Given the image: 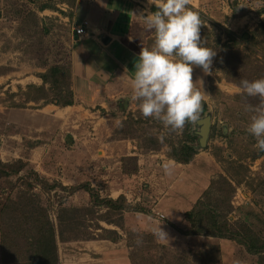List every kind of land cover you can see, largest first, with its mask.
Instances as JSON below:
<instances>
[{
  "label": "rangeland",
  "instance_id": "374dc122",
  "mask_svg": "<svg viewBox=\"0 0 264 264\" xmlns=\"http://www.w3.org/2000/svg\"><path fill=\"white\" fill-rule=\"evenodd\" d=\"M188 7L199 14L201 40L216 55L212 57L210 74H205L200 67H193V82L201 95H206L202 101L207 107L204 112L200 110L197 119L210 114L212 126L207 148L199 150L198 136L193 133L197 119L190 121V134L195 138L191 145L201 152L198 153L200 156H194L196 161L189 171L187 186L191 190L198 187V193H201L204 185L207 191L212 181L222 182V177L227 179L233 188L232 196L228 198L230 189L225 185L219 187L220 190L216 188L212 191L209 198L212 202L225 201L224 204H229L230 200V210L227 205L222 207L226 219L231 224H247L264 241V152L257 149L255 139L246 132L253 110L261 100L258 96H248L240 87L242 79L251 81L264 77V28H261L264 22L258 23L256 27L257 22H254L239 31H233L227 22L215 20L209 11L193 8L189 4ZM239 8L234 9L236 14L242 16L247 13L246 8ZM260 10H264V4ZM250 18L248 22L256 19L254 16ZM71 34V10L61 2L36 4L29 0H0V132L5 130L3 112L6 109L36 108L39 104L51 103L60 97V92L52 90L51 84H48L45 92H38L33 82L55 66H70ZM153 42L154 35L147 40V47H151ZM68 79H61V92L72 91ZM137 104L135 100L130 102L132 108L127 116L129 124L122 125L111 139H128L136 145L135 152L148 154L152 152L148 140L154 138L161 147L153 151H164L168 157L172 155L173 148L188 142L187 136L183 134L184 127L176 131L165 129L159 121L143 117ZM0 154H3L1 148ZM125 158L135 157L117 156L111 163V176L114 181L119 180L117 178L120 176L122 181L123 174L127 175L128 184L133 187L136 184L133 183L135 179L132 175L138 171L135 168L137 163L135 160L124 161ZM4 159L0 155L4 163L20 160L7 162ZM23 162L27 166L21 176H26L34 169L29 163ZM201 169L206 170L205 174L200 173ZM90 179L91 182L67 185L66 188L88 183L101 196H109L107 185L101 183L105 179L100 177L99 181L94 174L90 175ZM146 182L141 180L137 185L144 191L149 190L151 186ZM53 183L55 180L50 184ZM23 184L17 177L0 180V210L7 199L14 200L25 190ZM33 194L37 195V202L48 207L55 223L61 203L66 207L81 208L89 206L91 202L84 189L70 193L59 188L47 193L36 185ZM138 216L136 226L133 229L126 228L123 233L130 247L133 264H255L258 261V257L248 254L243 246L234 241L186 236L168 227L163 222L165 217L158 215L154 221ZM142 218L147 221L144 222ZM4 221L5 218L2 219L0 215V264H4L1 248V225ZM150 224H161L167 233L165 240L168 241L161 243L150 229H143ZM60 247L70 248L58 243L59 264L65 262V250H62L63 258L60 260Z\"/></svg>",
  "mask_w": 264,
  "mask_h": 264
},
{
  "label": "crops",
  "instance_id": "0c3cea01",
  "mask_svg": "<svg viewBox=\"0 0 264 264\" xmlns=\"http://www.w3.org/2000/svg\"><path fill=\"white\" fill-rule=\"evenodd\" d=\"M29 1L36 4L61 2L71 10L70 81L73 104L59 106L45 103L36 108L6 109L3 112L5 130L0 132L1 159L5 158L7 162L24 160L40 177L49 183L55 180L64 187L91 182L90 175L94 174L99 181L100 177L105 179L101 183L107 185L108 197L117 199L124 196L132 206L150 212H126L124 230L136 226L138 215L154 221V217L160 215L166 218L163 222L168 227L183 234L190 227L185 214L207 189L204 185L203 192L198 193V187L191 190L187 186L189 171L196 160L193 158L188 164L178 163L164 151L151 150V153L140 154L135 152L137 147L132 141L111 139L132 108L128 99L132 95L131 72L135 70L134 63L141 48L147 47V40L154 35L144 25L143 16L153 11L155 5L148 4L147 0ZM188 4L209 11L215 20L227 22L233 31L254 22H257L255 27L264 22V10H260L264 0H188ZM239 7L246 8L247 13L242 16L236 14L234 9L239 10ZM253 16L256 19L248 22ZM76 27H82L85 34L77 36ZM33 83L38 88L44 85L41 77ZM47 86L44 85L45 90ZM202 97L206 99V95ZM198 153L195 157L200 156ZM117 156L137 159L138 171L132 175L135 186H129V178L124 174L122 181L120 176L114 181L111 163ZM165 162L171 164L170 174H166L162 167ZM205 172V169L200 170L201 174ZM141 180L150 184L149 190L138 187ZM146 219H143L144 222ZM101 225L118 230L121 235L119 241L61 242L70 247H60V260L63 258L62 250H65V262L61 261V264H133L124 230L104 222ZM154 227L155 224H150L143 229L152 231ZM165 241L168 240H159L161 243Z\"/></svg>",
  "mask_w": 264,
  "mask_h": 264
},
{
  "label": "trees",
  "instance_id": "16d2710c",
  "mask_svg": "<svg viewBox=\"0 0 264 264\" xmlns=\"http://www.w3.org/2000/svg\"><path fill=\"white\" fill-rule=\"evenodd\" d=\"M156 9L153 8V11ZM261 28H264L262 23ZM71 79V67L62 68L55 66L48 73L42 76L44 84H51L52 90L60 92V97L53 100L59 106L73 104V92H61V79ZM38 92H45L44 86L36 88ZM206 103L202 101L201 110L206 111ZM129 124L126 119L122 125ZM191 122H186L183 134L187 136L188 142L181 143L178 148H173L170 156L178 163L188 164L198 153L191 145L195 138L190 134ZM151 150H158L161 147L157 139L148 140ZM135 160L136 158H125L124 161ZM135 168L138 169L137 164ZM26 163L18 160L12 163H4L0 160V180L17 177L23 182L25 190L21 191L14 200L7 199L0 210V215L5 218L1 225V248L4 264H59L58 243L77 240H109L117 242L121 235L116 229H108L101 225V222L124 230V215L126 212L150 213L139 206L129 204L124 196L117 199L103 197L90 184H82L70 189L55 182L50 184L46 179L34 170L26 176L21 173ZM137 172V171H136ZM135 172V173H136ZM38 185L43 191L50 193L57 189L68 190L74 193L78 189H84L90 196V205L87 207H66L59 205L57 222L50 217L48 207L37 202V195L33 189ZM229 187L228 198L232 196L231 184L222 177V182L212 181L210 187L202 195L193 208L185 214V220L190 227L182 233L186 236H206L213 238L234 241L243 246L248 254L258 257L255 264H264V241L244 223L231 224L226 216L222 214L223 205L230 210L231 203L225 201L212 202L209 198L211 192L223 186ZM23 187V188H24ZM95 230L97 232H93Z\"/></svg>",
  "mask_w": 264,
  "mask_h": 264
},
{
  "label": "clouds",
  "instance_id": "9594fccd",
  "mask_svg": "<svg viewBox=\"0 0 264 264\" xmlns=\"http://www.w3.org/2000/svg\"><path fill=\"white\" fill-rule=\"evenodd\" d=\"M155 11L143 16L146 28L154 33L151 47H142L134 63L131 78L132 95L143 117L159 121L170 131L182 130L186 122L195 121L203 97L193 82V67L210 74L215 51L201 40V20L188 7V0H147ZM126 71V70H125ZM240 87L248 96H258L261 103L253 110L246 132L264 152V77L242 79ZM162 167L171 173V164ZM158 240L167 239L166 231L157 225L152 230Z\"/></svg>",
  "mask_w": 264,
  "mask_h": 264
},
{
  "label": "water",
  "instance_id": "95a60500",
  "mask_svg": "<svg viewBox=\"0 0 264 264\" xmlns=\"http://www.w3.org/2000/svg\"><path fill=\"white\" fill-rule=\"evenodd\" d=\"M196 130L194 134L198 136L199 148L206 149L208 145L209 136L211 133L212 117L210 114L199 118L194 123Z\"/></svg>",
  "mask_w": 264,
  "mask_h": 264
},
{
  "label": "built area",
  "instance_id": "2783aa9c",
  "mask_svg": "<svg viewBox=\"0 0 264 264\" xmlns=\"http://www.w3.org/2000/svg\"><path fill=\"white\" fill-rule=\"evenodd\" d=\"M75 34L77 36H83L85 34V30L82 27H76Z\"/></svg>",
  "mask_w": 264,
  "mask_h": 264
}]
</instances>
